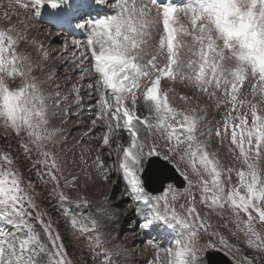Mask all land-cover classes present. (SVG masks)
I'll list each match as a JSON object with an SVG mask.
<instances>
[{
    "label": "snow or ice",
    "instance_id": "snow-or-ice-1",
    "mask_svg": "<svg viewBox=\"0 0 264 264\" xmlns=\"http://www.w3.org/2000/svg\"><path fill=\"white\" fill-rule=\"evenodd\" d=\"M15 2L35 17L45 5L53 10L72 5L71 0ZM152 2L96 0L114 14L76 25L87 33V42L86 51L79 53V60L74 55L73 62L90 78L89 92L99 93L97 119H106L108 128L102 143L118 154L115 170L123 173L129 194L148 210L144 227L163 223L183 230L166 250L167 264H205V255L217 247L215 236L235 264H256L257 257L264 260V0H187L184 7L162 9L150 7ZM23 40L14 28L0 29V128L17 138L20 159L37 169L41 181L47 177L46 183L53 185L48 195L58 201L71 230L92 233L89 246L103 257L101 264H116L121 249L105 247L98 221L82 211L90 201L79 194L72 199L61 190L62 180L69 190L80 180L75 174L71 179L64 175L67 161L55 152L62 131L53 119L62 108L52 102L59 101L61 93L59 86L54 93L45 91L33 76L31 57L19 51ZM38 50L48 57L43 45ZM176 85L189 89L191 96L172 95ZM73 87L78 96L79 89ZM198 96L223 109L212 127L205 128L206 110L190 103ZM121 130L129 136L127 144L112 145L111 137ZM159 140L166 150L158 147ZM219 148L227 149L229 164L219 158ZM158 161L173 165L188 183L186 202L179 205L182 212L173 185L168 183L163 191L165 179L157 177L163 195L155 201L146 191L148 170ZM19 163L0 149V222L13 229L0 231V264H72L59 232L38 210L35 186L25 184ZM97 163L103 172L99 158ZM104 179H110L107 173ZM198 203L230 213V234L244 237L251 258L216 232L200 242V230L207 233L211 225ZM33 213L47 242L32 222Z\"/></svg>",
    "mask_w": 264,
    "mask_h": 264
},
{
    "label": "rangeland",
    "instance_id": "rangeland-1",
    "mask_svg": "<svg viewBox=\"0 0 264 264\" xmlns=\"http://www.w3.org/2000/svg\"><path fill=\"white\" fill-rule=\"evenodd\" d=\"M28 12H29L28 10L20 8L16 4L15 0H0V29H7L8 27H12V28L15 27L14 29L18 30L19 33L23 34L24 40L19 45V51L24 53L25 55H28V56L31 55V61L33 63V76L37 78L38 82H41V81L45 82L46 77L44 73L52 72L53 81L51 80L50 86L52 87L53 92L57 91V86H59L58 90L61 93V99L59 102L62 101V106H61L62 110L57 112V114L55 115L53 119V123H56L58 118L64 116V112L62 111L66 109H68L69 113L70 111L72 112V110L74 111L73 106L81 105V108H84L86 105L87 106L91 105L90 107L94 109V114L92 115V117L82 119L83 118V115H82L81 116L82 118L78 117L76 119H69L68 121H66L63 129L64 131L68 132L67 140L69 139L68 138L69 134H72L73 140L72 142L69 140V142L64 144L62 147L56 146L55 148L56 153H59L60 151H62L63 148L68 149V155L64 157L65 160L67 161V167L65 169L64 175L68 176L70 174H75L76 176L80 177L79 183L71 190L64 188L63 180L61 181V185H62L61 190L64 191L66 194H68L70 198L75 199L78 194L87 195L88 190H91L93 192L97 190V186L99 187L98 173L102 175L105 169L112 166L111 161L107 160L106 158L110 156L109 153L114 154L116 157L118 154L112 151L111 146H104L102 143L103 136L106 135L108 132L107 120L97 119V117L101 113L99 93L96 92L95 90H93L91 93L88 92L90 93L89 95L90 97H88V94L85 93L86 90H88L87 85L90 82V78L87 76H84L82 71L77 74L73 73L75 66L77 65L69 61L68 59L69 54L67 56L66 54H64L63 55L64 57L62 60H60L61 57H60V54H58V56L60 57L59 60L57 59L53 61L54 56H51L52 60L50 59V61L41 62V59H39L38 57H36V55L32 53L34 50V48H32L33 46H31L32 40L37 38L39 41L41 40V42L44 43L43 39H39V36H42L43 34H44L43 36H46L47 34V37H49L48 39H50V32L46 30L45 28L37 27V25L33 21V18L29 17L31 15L28 14ZM98 19H101V17ZM84 37L87 40L86 32H85ZM65 44H66V38H61V40L57 42V45L50 46L49 48L48 47L47 48L48 50L52 48L53 49L52 52H54V51L63 49ZM83 51H86V47L83 48L80 52H83ZM80 52H77L78 55L76 59L80 58L79 57ZM66 59L69 63L67 65H62L63 63L66 62ZM70 64H72L73 66ZM61 66H64L62 70H61ZM48 69H50L51 71ZM60 72L62 73L55 77V75ZM70 73L72 74L70 75ZM73 86L79 89L78 96L76 95ZM53 88H56V89H53ZM174 92H176V94ZM172 94H174L175 96L177 95V97H179L180 95L191 96V91L187 88H184L183 85H176L173 88ZM88 101L90 103L86 104V102ZM175 103L177 107L181 106L180 101L179 102L176 101ZM190 103L195 107L204 108L205 110L208 111L205 128L212 127L214 122L217 120H220L223 115V109L218 110L214 106V103L208 100L207 97L198 96L197 98H192L190 100ZM93 121H95V124H93ZM93 126H95L94 129H92ZM86 132L88 133V135H85ZM116 139H119L117 138V134H113V136L111 137L112 145L116 144L115 143ZM158 147H160L161 150H166L165 143L163 140H159ZM0 149H7L8 152L11 151L14 155H16L14 157L20 160L19 169L25 175L26 183L30 181L35 186L34 196L36 199L38 210L46 214L44 216V220L51 221L54 232H57V231L59 232L60 236L63 239V243L65 245L67 257L68 259L71 260L72 264H101V260L103 259V257L98 256V254L94 252L89 246L88 237L93 234L88 233L86 235H81L79 233H74L73 230H71L70 225L66 222L65 218L60 215V210L57 207L58 201H56L55 199H53L52 197L48 195L53 185L51 183H46L47 177H45L44 181H41L36 174L37 169L32 168L31 163L29 161L25 159H20V157L22 156V150L17 142V138L14 136L13 133H11L10 131H5L2 128H0ZM64 150L66 151V149ZM64 153L65 152H63V154ZM97 158H99V160L104 164L103 172L100 170V167L97 163ZM219 158L222 159L225 164H229L231 161V156L227 152L226 148H219ZM183 167L184 165L181 164V168ZM39 170L41 172L45 171L43 166H41ZM189 176L194 182L197 180V177L193 175L190 171H189ZM232 179H233V183L237 182L235 173L233 174ZM187 188H188V183L186 181V185L183 190L175 189L176 195H177V201L175 203H176L178 212L183 211L179 209V205L184 204L186 202L185 190ZM99 189L100 191L97 190L98 193H95V195L100 196V194H102L103 192L102 188L99 187ZM124 194L125 193L119 191L115 196H113L112 199H113V202H115V204H113V209L120 204V203L119 204L117 203L118 201H120V198ZM197 199H199L198 193H197ZM131 204L132 203L130 200H125L122 206L124 208H127V207H130ZM197 207L202 217L204 218L205 223L211 225V227L208 228L207 233H205L202 229L200 230V236H201L200 242L201 243L203 242V239L205 237H209L210 233L216 232L222 235L228 241L229 244H232L235 247H239L241 249V253H240L241 255H245L251 258L252 256L251 251L247 249L246 245L243 243L244 237L242 235L233 237L230 234V232L234 230V225L231 223V216L229 212L225 211L223 214L219 213L218 211L214 212L199 203L197 204ZM91 208L92 206L90 204L87 208H84L82 211L83 212L88 211L87 215H90L92 218L98 221L99 232L104 239L105 247L109 248L110 243H112V239L105 236V231L102 228V225L104 224V222L106 223L108 221L107 216L103 218H98L97 215H95L93 212L90 213L89 210ZM111 216L115 220L116 219L120 220V222L122 223L124 216H123V210L121 206L120 208L114 209V212L113 214H111ZM34 217H35V213H33L32 222L34 223L36 228L41 232V235L44 238L45 242H47V237L43 233V225L40 224L39 221L35 220ZM145 218L146 216H144V214L140 215V221H144V222L139 223V226L141 227L144 226V224L147 222ZM199 223H200L199 220L196 221V224H199ZM127 226H130V223H128ZM132 231H135V230L133 229ZM182 231L183 230L179 228L175 238L169 242H166L165 244H163L162 242H159L157 240V234L155 233V231L154 232L152 231L153 233L151 232L150 234L151 236L145 238L143 243L142 241H140V243L135 242V244H137L138 246L135 244H129V243L120 241L122 239L120 235H118L117 240L122 246L121 247L122 251H121L120 256L114 257V260L116 264H126L127 259L132 260L133 261L132 264H167V257L164 255V252H166L167 249L174 247L173 242H175L177 239L181 237ZM126 232H131V231H126ZM129 234L132 235V233H129ZM135 237H138V236L136 235ZM212 242L216 243L217 248L223 254L229 257L231 261L235 264V262L233 261V257L227 254V249H221L218 243L219 236L213 237ZM130 246L132 249L130 248ZM129 249H131L132 251L133 250L137 251L138 254L137 252H135V254L133 255L130 254L128 252ZM139 258H144L145 260L141 262L139 261ZM213 261L217 262L216 259H213ZM256 264H264V260L257 257Z\"/></svg>",
    "mask_w": 264,
    "mask_h": 264
},
{
    "label": "bare ground",
    "instance_id": "bare-ground-1",
    "mask_svg": "<svg viewBox=\"0 0 264 264\" xmlns=\"http://www.w3.org/2000/svg\"><path fill=\"white\" fill-rule=\"evenodd\" d=\"M145 3H148V2H146L145 1ZM187 4V0H185L184 1V4L182 5V6H180V7H184L185 5ZM150 5V7H158V8H160V9H162V6H160V5H154V4H152V3H150L149 4ZM154 5V6H153ZM179 7V8H180ZM111 8L108 6V7H103L102 8V11H103V13H102V15L104 16V18H106L108 15H110V13H112V14H114L113 13V11H112V9L110 10ZM29 12H28V14H30L31 16H29V17H32L33 18V21L35 22V24L38 26H41L42 28H45L43 25H42V23L39 21V17H35L34 16V14H33V12H32V10L31 9H29L28 10ZM97 20V18H93V20H90L91 22H95ZM36 27V26H35ZM37 28V27H36ZM45 29H47V28H45ZM28 32V31H27ZM85 33V32H84ZM37 35V34H36ZM44 35V34H43ZM39 36V39H43V41H44V43L43 42H38L37 40H35L34 42V44L32 43V46H33V48H34V50H33V54L34 55H36V57H38L39 59H41V62L43 61V62H47V61H50V59H51V56H54V59H53V61H55V60H59L60 59V57H62L64 54H66V56L69 54V56H70V58H69V56H68V59H69V61H71L73 64H76V63H74L73 62V56L75 55V57L77 58V52H79V51H81V49H82V47L85 45L86 46V42H87V40L85 39V37H84V35L83 34H80V33H78V35H75L74 33H71L70 34V40H68V39H66V44L64 45V47H63V49H60V50H58V51H54V52H52L53 51V49L51 48V49H49L48 50V48L50 47V46H55V45H57V42H59L60 40H61V38L60 37H56V38H53L52 40L51 39H48L49 37H47V34H46V36ZM39 45H44L43 46V48H44V50L48 53V57L47 58H44L43 57V55H42V53L38 50V46ZM74 45H78L79 47H74ZM48 47V48H47ZM83 48H85V47H83ZM85 50V49H84ZM58 54H60V57L58 56ZM30 57H31V55H30ZM35 57V56H34ZM57 57V58H56ZM64 57V56H63ZM52 60V59H51ZM60 60H62V59H60ZM77 60H79V59H77ZM51 63V62H50ZM69 62L67 61V59H66V62L65 63H63L62 65H67ZM70 65H72V64H70ZM77 65V64H76ZM73 66V65H72ZM55 67V66H54ZM64 66H61V70H62V68H63ZM56 69V68H55ZM81 67L80 66H75V69H74V74H77V73H80L81 72ZM48 70H50V69H48ZM59 70V69H58ZM51 71V70H50ZM54 71V70H53ZM56 71V70H55ZM54 73V72H53ZM62 72H60V73H58V74H56L55 75V77L57 76V75H59V74H61ZM68 74H69V72H68ZM67 74V75H68ZM72 73H70V75H71ZM44 75H45V77L47 78V83H45V82H40V83H42L43 85H44V89H45V91H49V86H50V81L51 80H49V77L51 76V79L53 78L52 77V72H45L44 73ZM66 75V74H65ZM54 77V78H55ZM56 79V78H55ZM53 81V80H52ZM55 83H56V81H55ZM53 86V85H52ZM53 89H56V88H53ZM50 92V91H49ZM89 92V90H86V92L85 93H88ZM172 95H174V94H172ZM88 97H90V96H88ZM90 101V100H89ZM87 102V104H89L90 102ZM177 101H179V100H177ZM62 102V101H61ZM78 102V101H77ZM54 104H59L60 102L59 101H55V102H53ZM181 104H182V102H181ZM86 105V104H85ZM61 106H62V104H61ZM91 106V105H90ZM89 105L87 106H83L84 107V109L82 110V111H80L82 108H81V105L79 106V105H77L76 107H78V108H76L77 109V111H80V113L79 114H77V111H75V112H73V110H72V112L70 111V113H68V110L66 109V110H64L63 112H64V116H65V118L67 117V116H69V114L71 115L69 118L71 119V118H75V117H81L82 115H83V118L82 119H86V118H88V117H92V115L94 114V109L93 108H91ZM57 114V113H56ZM147 113H145V115H146ZM64 118H58V120H57V122L56 123H54L55 125H56V127H58L61 131H62V135H61V137H60V140H59V144L60 145H62L63 144V138L66 136L65 135V132L63 131V123H64ZM95 128V126H93L92 127V129H94ZM68 133V132H67ZM118 137L119 138H122L123 139V137L125 136V131H123V130H121L118 134ZM71 136V135H70ZM67 138V137H66ZM154 138V137H153ZM119 140V139H118ZM115 144V143H114ZM61 156H63V154H61ZM65 159V158H64ZM119 160V159H118ZM68 178L69 179H71V176L70 175H68ZM126 183H127V181H126ZM115 184H116V182H115ZM110 187H111V184L109 185ZM118 186V185H117ZM115 194H117V190H115V193H114V195ZM103 195H105V192L103 193ZM150 197H152L153 198V201H155V199L157 198V197H160V196H162V195H160V196H152V195H150V194H148ZM112 199V195L110 196V203L112 204V207H113V204H115V202H113V199ZM125 200H130L131 201V205H130V207H127V208H124L123 206H122V204L125 202ZM120 203V204H119ZM117 204H119L117 207H115L114 209H117V208H120V206H121V208H122V210H123V216H124V218H123V223H127V222H129L130 223V221L132 222V224H138L139 222H141L140 221V215L141 214H144V216H146V212L148 211L147 209H146V207H144L143 205H141L139 202H136V199L134 198V196L132 195V196H130V195H127V196H125L124 195V197L120 200V201H118V203ZM91 211H92V209H91ZM90 211V212H91ZM95 214H97L98 216H100L97 212H96V209H94V211H93ZM114 212V211H113ZM118 215V214H117ZM115 217V216H114ZM108 218V221L105 223L104 222V224L102 225V228H103V230L105 231V236L106 237H109V238H111L112 239V243H110V245H109V249H111V250H115V247L116 246H119V248L121 249V244L119 243V241L117 240V234H118V232L121 230V229H125V224H123V223H120V222H118L117 221V219L115 220L111 215L110 216H108L107 217ZM145 220H147L146 218H145ZM128 225V224H127ZM179 225H176V229H179ZM126 229H130V227H126ZM142 230H143V232H144V234L147 236V235H149V231L148 230H146L145 228H143L142 227ZM136 232V230L135 231H131V232H127L126 234H129V233H132V238H133V244H135V242H140L141 240H139V239H136L135 238V233ZM134 234V235H133ZM130 235V234H129ZM139 238H141V232L140 233H138V235H137ZM136 239V240H135ZM132 241V240H131ZM122 251V250H121ZM213 251V250H212ZM212 251H210L209 253H207L206 255H208L209 256V254L212 252ZM137 252V251H136ZM164 255L166 256V252H164ZM207 260H208V257H206V259H205V263L207 262ZM133 263V261L132 260H130V259H127V262H126V264H132Z\"/></svg>",
    "mask_w": 264,
    "mask_h": 264
},
{
    "label": "water",
    "instance_id": "water-1",
    "mask_svg": "<svg viewBox=\"0 0 264 264\" xmlns=\"http://www.w3.org/2000/svg\"><path fill=\"white\" fill-rule=\"evenodd\" d=\"M165 179V183L173 182L175 181V176L172 173V171L163 163L157 162L156 164L152 165L151 168L148 170L147 179H148V186L147 190H149L152 193L161 192L160 189V182L157 177ZM153 184V185H152ZM156 184V185H154ZM182 186L181 184L179 185ZM222 264H229L222 260Z\"/></svg>",
    "mask_w": 264,
    "mask_h": 264
}]
</instances>
